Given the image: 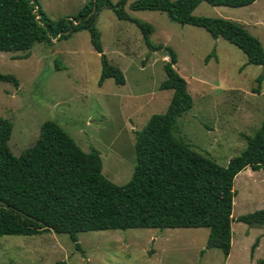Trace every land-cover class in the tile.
<instances>
[{
    "label": "rangeland",
    "instance_id": "obj_1",
    "mask_svg": "<svg viewBox=\"0 0 264 264\" xmlns=\"http://www.w3.org/2000/svg\"><path fill=\"white\" fill-rule=\"evenodd\" d=\"M88 1L36 0L52 21L75 16ZM135 1L126 0L124 12L152 27L151 44L173 50L174 70L192 99L191 109L176 120L174 136L226 166L264 119V68L244 66L245 56L236 47L213 40L201 28L173 23L158 11H132ZM192 15L237 23L264 51V0L241 8L201 2ZM95 27L101 54L121 71L123 85L106 79L98 86L100 54L92 49L86 31L65 40L54 37L49 43L33 44L26 59H14L21 53H0V75L16 80L15 87L0 81V117L12 125L7 147L13 156L30 147L40 125L51 121L81 151L95 149L101 175L121 186L135 165L133 132L151 115L163 113L170 100V90L158 89L167 57L162 51L148 50L137 28L117 20L109 9L98 14ZM232 190L233 222L225 260L220 251L204 249L206 228L128 229L80 233V250L67 235L52 232L1 236L0 264H253L252 259L256 264L264 257V223L246 225L235 220L264 209V169L239 172ZM254 241L257 245L250 252Z\"/></svg>",
    "mask_w": 264,
    "mask_h": 264
},
{
    "label": "trees",
    "instance_id": "obj_2",
    "mask_svg": "<svg viewBox=\"0 0 264 264\" xmlns=\"http://www.w3.org/2000/svg\"><path fill=\"white\" fill-rule=\"evenodd\" d=\"M256 0H137L132 11H158L180 25L203 29L213 40L221 38L236 47L246 65L264 66L260 43L242 26L229 20L193 16L204 2L212 7L241 8ZM126 0H89L75 16L50 20L36 0H0V53H21L26 59L33 44L65 40L86 31L95 53L100 54L98 86L106 79L123 85L121 71L101 54L100 34L95 27L98 14L109 9L119 21L133 24L145 47L162 51L164 80L160 91L171 97L161 114L151 115L133 132L135 165L130 179L121 186L101 175V160L95 149L85 153L54 122H43L34 143L19 156L8 147L12 125L0 117V237L32 236L42 232L67 235L80 250L77 235L85 232L128 229L208 230L205 250L220 251L225 259L230 251V224L234 177L249 168L264 169V119L239 155L226 166L190 148L176 138V120L192 107L185 81L175 72L176 55L169 47L149 42L152 27L128 16ZM1 82L16 86L10 75ZM255 82L259 84L260 79ZM246 225L264 223V209L236 218ZM257 242L250 247V252ZM60 264V263H55ZM264 264V257L256 262Z\"/></svg>",
    "mask_w": 264,
    "mask_h": 264
},
{
    "label": "crops",
    "instance_id": "obj_3",
    "mask_svg": "<svg viewBox=\"0 0 264 264\" xmlns=\"http://www.w3.org/2000/svg\"><path fill=\"white\" fill-rule=\"evenodd\" d=\"M254 2H255V1H254ZM254 2H253V3H254ZM217 39H221V38H217ZM223 41H224V40H223ZM261 68H264V66L261 67ZM229 252H230V251H229ZM228 255H229V254H228ZM228 255H227V257H228ZM227 257H226V258H227ZM226 258H225V259H226ZM252 258H253V257H252ZM225 259H224V260H225ZM254 259H255V258H254ZM252 261H253L252 263L254 264V260H253V259H252Z\"/></svg>",
    "mask_w": 264,
    "mask_h": 264
},
{
    "label": "water",
    "instance_id": "obj_4",
    "mask_svg": "<svg viewBox=\"0 0 264 264\" xmlns=\"http://www.w3.org/2000/svg\"><path fill=\"white\" fill-rule=\"evenodd\" d=\"M261 67H263V65Z\"/></svg>",
    "mask_w": 264,
    "mask_h": 264
}]
</instances>
